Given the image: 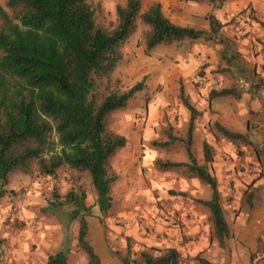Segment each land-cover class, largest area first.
Instances as JSON below:
<instances>
[{
	"label": "trees",
	"instance_id": "obj_1",
	"mask_svg": "<svg viewBox=\"0 0 264 264\" xmlns=\"http://www.w3.org/2000/svg\"><path fill=\"white\" fill-rule=\"evenodd\" d=\"M208 2L221 8L227 0H178ZM142 0H126L117 7V25L107 28L97 21L91 0H7L9 12L0 1V197L7 194L13 176L54 177L67 167L89 178L96 204L107 215L114 205V188L121 173L114 157L128 145L125 136L109 127L110 115L127 107L146 89L145 81L125 87L117 75L125 59V44L141 21L146 47L212 37L222 27L210 15V32L181 26L171 21L160 3L142 11ZM264 27V24H263ZM211 99L235 97L232 88L212 90ZM181 100L191 119L186 140L189 163L157 160L168 171L185 167L212 189L211 199L200 201L211 214L214 234L221 247L229 236V225L222 206L218 180L209 168L214 160L213 147L203 143L204 161L199 164L193 151L194 122L200 113L181 88ZM214 128L237 145H252L247 134L233 131L215 122ZM167 144H164L165 146ZM75 204L70 220L80 224L78 241L90 264H103L89 239L90 207L84 193L66 196ZM129 257V256H128ZM145 264H179L175 248L160 256L144 250ZM125 264H137L125 258ZM47 264H68V253L58 251ZM202 264H210L202 260Z\"/></svg>",
	"mask_w": 264,
	"mask_h": 264
},
{
	"label": "rangeland",
	"instance_id": "obj_2",
	"mask_svg": "<svg viewBox=\"0 0 264 264\" xmlns=\"http://www.w3.org/2000/svg\"><path fill=\"white\" fill-rule=\"evenodd\" d=\"M0 1L3 7L11 12L7 7V0ZM151 1L153 0H142L144 8L150 5ZM125 3L126 0H91L92 6L97 10V21L110 29L117 25V7L125 5ZM253 17V13L249 9L241 10L236 17H233L234 19L228 23L233 26V32L230 35L222 33V38L225 40L222 41L221 50H225L228 55L230 52L236 51L235 54H239L241 57L246 55L249 59L264 56L262 42L259 39L252 41L249 38ZM192 20L194 21V24H191L193 28L205 27V19L195 18ZM147 29L141 21L138 22L136 31L128 38L129 49L135 58L130 57L127 60L125 58L117 70V75L122 79L125 87L130 88L145 81L146 89L138 93L126 108L114 111L109 117L110 129L116 134L125 136L128 140L125 149L120 151L116 155L117 157H114V167L121 172L123 177H126V180L128 178L122 186H118L116 189L114 195V203L116 204L113 205L114 207L107 215L102 214L96 204V196L89 178L67 167L60 170L54 177L42 176L36 171L30 175L17 174L13 176L10 185L6 187L7 194L0 197V264H47L48 257L61 250L67 251L68 264H90L87 253L79 245V221L70 220V213L76 208L75 204L66 200V196L70 192L85 194L86 205L90 207V214L87 217L89 239L91 243L94 239L97 249L101 251L105 245L98 240L97 235L107 236L109 250L103 254L114 256L116 263H118L119 258L122 262L125 258H130L136 260L137 264H145L140 258V253L144 250L150 251L153 256H160L170 248H187L188 250V245L195 246L203 232L207 233V237L211 239V246L203 252L188 254L186 251L185 254L181 253L179 264H202V260L208 261L210 264H218L215 262L222 264L230 262L231 264L236 259L233 246L230 245L229 251L226 250V247L220 246L214 234L211 214L209 220L204 219L203 226L198 229V233H191L183 230L185 224H182L181 215L175 214L176 216H173L162 205L157 211L155 219L158 221L156 222L155 219L150 221L148 216L145 217L141 209H133L135 206H141L144 202L142 199L139 200L140 192L138 189L141 187L140 183L145 170L155 168L160 172H165V170L157 167L156 158L154 157L156 161L153 160L149 153L151 152L150 148L147 149L146 156L143 155L146 146L149 147L151 144L155 152L158 151L162 157L158 160L164 162L171 161L168 160L167 150L172 145L175 152L188 158L186 140L191 114L181 100V88L184 90L185 97L200 113L195 119L194 130L196 125L203 126L206 124L209 137L205 142L215 143V147L219 138L224 137L214 128V123L226 122L231 111L227 101H223V97H220L215 100L213 106L221 108L222 114L216 115L217 112L210 108V92L232 88L236 93H242L241 87L231 83L237 76L231 74H235L237 68L225 59L210 74L205 70L206 65L203 63L197 73L189 79L191 89L187 88L188 90H186L184 84L186 78L183 80L175 73L178 68L182 72L180 64L183 58L188 56L186 54L187 49H184L188 40L183 46H179L178 43L159 45L148 51L145 39ZM225 31L227 32V28ZM142 45L145 46L143 52L140 51ZM231 45L233 50L230 49ZM237 59L242 61L241 58ZM136 61L142 62L144 69L136 71L137 75L134 76V68L137 69L136 65L134 67V64H137ZM221 73L223 75L226 73L224 79L219 75ZM197 78L205 80L202 87L196 83ZM195 97H197L198 102L194 100ZM242 107L240 105L239 108ZM154 112L157 113L156 125H154L156 128L153 130L144 129L147 121L155 114ZM241 116L240 113L236 115L234 123L243 126V122L239 119ZM250 125H252L251 129H255L253 127L255 124L250 123ZM247 135L250 137L249 134ZM151 137L153 139H150ZM251 137L254 141L255 139L261 140L259 134L251 135ZM140 140L144 144L138 149L134 143ZM197 140L196 137L195 141ZM164 144L167 146H163ZM196 146L195 151L198 155L199 146ZM257 146L263 148L262 145L252 142V145L232 143L228 149L231 162L223 168L222 174H231V176L225 177L223 188L221 187L224 191V202L228 215L232 214L230 208L235 202H238L240 206L247 204L248 208L252 205V201L249 200L250 195L255 196L257 192L252 188L262 178L264 168L263 162L253 159L258 151L264 152V149L258 150ZM201 150L203 151L202 146ZM251 154L254 156L250 157ZM182 170L183 167H179L167 175L173 176V174L178 173L175 177L179 179L182 177ZM219 179L217 178V180ZM125 184L127 185L125 186ZM125 187L130 190L122 189ZM171 187L173 189H168L169 195L183 196V192L179 191L182 189L181 184L172 182ZM205 188V196L210 198L212 189L207 184H205ZM160 194L162 195L161 192ZM242 208L240 207L234 213H240ZM125 214L128 217H124ZM135 226L136 231L132 232V228ZM174 228L177 229L175 233L171 232ZM148 238H156V242H149ZM159 239L169 242L167 244L162 243L163 241H159ZM215 245L216 247L213 249ZM210 250L211 253H209ZM259 257L255 256V258ZM123 264L125 263L123 262Z\"/></svg>",
	"mask_w": 264,
	"mask_h": 264
},
{
	"label": "crops",
	"instance_id": "obj_3",
	"mask_svg": "<svg viewBox=\"0 0 264 264\" xmlns=\"http://www.w3.org/2000/svg\"><path fill=\"white\" fill-rule=\"evenodd\" d=\"M154 3H160L163 7V11L166 16L169 17L173 23L181 26L192 27L191 24H194V21L192 19L202 18L205 19V27L201 29L210 32V15H214L216 19L220 22L222 28L217 34H214L212 37L207 36L205 38L197 40L190 39L186 42L187 45L184 49H187L186 54L188 56L183 58V60L181 61L180 66L182 72L178 68L176 69L175 74H178V77L182 78L183 80L186 78V80H184V84L185 89L188 90L191 89L189 79L197 73L203 63H205V70L209 74L217 68V66L222 62L223 59L229 62V64H232L234 67H236L237 69H235V74L231 75L237 76L236 78H234V80H232L231 83L232 85L235 83L237 87H241L242 93H236V98L226 97L222 99L223 101H227L226 103L230 106L231 113L230 117L226 119V122L223 121L220 122V124L230 130L241 132L243 134H249V138L252 142L258 143L259 145L263 146V148L257 146V149H264V56L262 58L260 56L249 59L246 57V55L241 57L239 54H235L236 51L234 53L230 52V54L228 55L225 50H221L222 41L225 40H223L222 38V33H228L230 35V33L233 32V26L229 25L228 23L232 19H234L233 17H236V15L241 10L246 9L252 11L254 16L253 24L250 28L251 35L249 38L252 41H255V39H259L264 46V0H227V2L221 8H215L212 4L208 2L197 3L184 2L178 0H153L151 1L150 5H147L145 8L143 5V11L148 9V7L153 5ZM226 28L227 32L225 31ZM230 49L233 50L232 45L230 46ZM140 51H145L144 45L141 46ZM125 56V60L130 57L133 59L134 57L129 49L128 40L125 44ZM237 58H241L242 61L238 60ZM190 59L193 60V62H191ZM194 60L196 61V64ZM136 62L137 64L135 63L134 67L136 65L137 69L135 70L134 68V76L137 75L135 73L136 71H142L144 69L142 68V62ZM231 71L232 70L230 69V72ZM219 75L222 76V78L224 79V75H226V73H224V75L223 73ZM198 97H200V95H198ZM219 98L210 99V108H212V111L217 112L215 113L216 115L220 116V114H222L221 108H219L218 106H213L215 100ZM194 100L197 101V97H195ZM240 105H242L243 107L239 108ZM154 113L155 114L151 117V119H149L145 124L144 129L153 130L156 128L154 125H156L155 122L157 113ZM239 113L242 114L239 119L243 122V126L234 123V119L236 115H239ZM250 123L255 124V126H253L255 127V129H251L252 125H250ZM257 134H259L261 138L260 141L256 139L254 141L253 139H251V135ZM208 135L209 130L207 129L206 124H204L203 126L200 124L198 126L196 125L195 130L193 131L192 151L194 155H196L195 146H199L197 150L198 155H196L195 157L198 163L201 165H203L204 161V152L201 150V146L203 147L202 143H204L205 140L209 137ZM196 137L198 138L197 141H195ZM150 139L153 138L151 137ZM206 142L210 143L211 146L214 148L215 156L213 162L209 165V168L216 178H220L218 180L219 189L220 192L223 193L224 191L221 189V187L222 185H224L223 182L225 181V177H230L231 174H222V171H224L223 168L229 165L231 162L230 154H228L230 153V151H228V149L230 148V145L232 143L225 138H219L216 147L215 143L213 144L209 141ZM143 144L144 142L142 140L134 143V145H136L138 149H140ZM149 148L151 150V152L149 153L152 155L153 160H155V158L156 160L162 159V157L159 155V152H155V150L153 149L154 147H152L151 144L149 147H145L146 150L144 149V156H146L147 149ZM167 151L169 158L168 160L178 163H189V157L185 158L182 154H178L177 152H175L173 145ZM258 152L255 153V156L251 154L250 157L254 156L253 159L258 162H263L264 166V152ZM114 163L115 162L113 159V165ZM173 170L165 171L164 173L160 172L155 168L145 170V173H143L144 176L142 177V182L140 183L141 187L138 189L140 192L139 200L142 199L144 200V202L141 204V206H135V208L133 207V209H141L143 212L142 214H145V217L148 216L150 218V221H153L157 216L158 209L162 205L173 216H176L175 214L181 215L182 224H185V228H183L184 231L198 233V229H201L203 226L204 219H210L209 209L204 206L200 201H208L211 199V197L208 198L207 196H205V183L201 181L197 176L187 174L185 167H183V170L181 172L182 177H180L179 179L175 177L176 175H178V173L173 174V176L167 175V173H172ZM125 180L126 177H123L121 174V180L119 181L118 185L114 188V195L116 193L117 187L122 186L128 180V178L126 181ZM172 182H176L179 185L181 184L182 189H180L179 191L183 192V196L175 197L173 195L171 196L168 194V189H173V187H171ZM126 185L127 184H125V186ZM122 189H126V187ZM252 189H255L257 192L255 196L250 195L249 200L252 201L251 207L248 208L247 204H245L244 206H240L238 202H235L230 208L232 209L231 215L226 214L224 193L222 195V205L227 223L229 225V236L226 238L225 247L226 250L229 251L230 245L233 246L235 249L234 255L236 256V259L233 260L231 264H264V168L262 178L253 185ZM126 190L129 191L130 189ZM160 192L162 193V195L160 194ZM125 199H127V197H125ZM115 204L116 203H114V205ZM240 207H243L244 209L242 208V211L240 213H234V211H238L237 209H240ZM124 217H128V215L125 214ZM156 221L158 220L155 219V222ZM135 228L136 226L132 228V232L136 231ZM172 231L173 233H175L177 232V229L174 228L171 230V232ZM102 235L104 236L103 233ZM97 237L98 240L105 245V248L100 251L97 249L94 239L92 241L95 251L101 258L102 263L123 264L120 258L118 260V263H116L117 261L114 260V256H105L103 254L105 251L109 250L107 236L102 237L100 234L97 235ZM147 240L152 243L156 242V238H148ZM159 241H163L162 243L165 242L163 239H159ZM168 242L169 241L165 243L167 244ZM209 246H211V239L207 237V233L203 232L199 236V239L197 240L195 246L191 247L188 245V250L187 248H179L177 250L179 251L180 255L181 253L185 254L186 251L188 254H191L196 252H203L204 250L209 248ZM215 247L216 245L213 247V249H215ZM209 253H211V250L209 251ZM255 256L260 257L255 258ZM215 263L222 264L220 262ZM228 264H230V262H228Z\"/></svg>",
	"mask_w": 264,
	"mask_h": 264
},
{
	"label": "built area",
	"instance_id": "obj_4",
	"mask_svg": "<svg viewBox=\"0 0 264 264\" xmlns=\"http://www.w3.org/2000/svg\"><path fill=\"white\" fill-rule=\"evenodd\" d=\"M196 83H198L201 87L204 85L205 80L203 78H197Z\"/></svg>",
	"mask_w": 264,
	"mask_h": 264
}]
</instances>
